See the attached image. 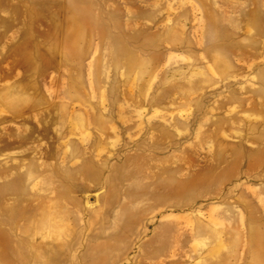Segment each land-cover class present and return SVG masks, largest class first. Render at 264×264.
I'll return each mask as SVG.
<instances>
[{
    "label": "rangeland",
    "instance_id": "374dc122",
    "mask_svg": "<svg viewBox=\"0 0 264 264\" xmlns=\"http://www.w3.org/2000/svg\"><path fill=\"white\" fill-rule=\"evenodd\" d=\"M0 264H264V0H0Z\"/></svg>",
    "mask_w": 264,
    "mask_h": 264
}]
</instances>
